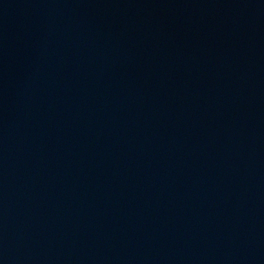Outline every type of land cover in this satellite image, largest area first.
<instances>
[{"label": "water", "instance_id": "obj_1", "mask_svg": "<svg viewBox=\"0 0 264 264\" xmlns=\"http://www.w3.org/2000/svg\"><path fill=\"white\" fill-rule=\"evenodd\" d=\"M236 0H0V264H182Z\"/></svg>", "mask_w": 264, "mask_h": 264}]
</instances>
